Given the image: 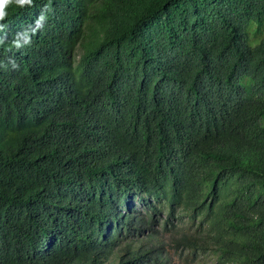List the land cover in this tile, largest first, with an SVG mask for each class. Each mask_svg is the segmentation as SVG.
Listing matches in <instances>:
<instances>
[{
  "label": "trees",
  "instance_id": "1",
  "mask_svg": "<svg viewBox=\"0 0 264 264\" xmlns=\"http://www.w3.org/2000/svg\"><path fill=\"white\" fill-rule=\"evenodd\" d=\"M5 12L0 264H141L161 213L193 259L264 264V0Z\"/></svg>",
  "mask_w": 264,
  "mask_h": 264
},
{
  "label": "rangeland",
  "instance_id": "2",
  "mask_svg": "<svg viewBox=\"0 0 264 264\" xmlns=\"http://www.w3.org/2000/svg\"><path fill=\"white\" fill-rule=\"evenodd\" d=\"M139 209H135L136 212ZM167 214L161 213L154 218L151 223V229L137 239L136 244L142 247L152 248L150 259L144 257L141 264H214V262L206 258L204 255H198L192 258L189 255L191 248L188 241L194 237L193 230H188L178 225L177 214L168 224V230L163 229L162 223L165 222ZM125 250H122L123 254Z\"/></svg>",
  "mask_w": 264,
  "mask_h": 264
},
{
  "label": "clouds",
  "instance_id": "3",
  "mask_svg": "<svg viewBox=\"0 0 264 264\" xmlns=\"http://www.w3.org/2000/svg\"><path fill=\"white\" fill-rule=\"evenodd\" d=\"M13 2L20 7L32 4V0H0V20H3L6 16L5 7Z\"/></svg>",
  "mask_w": 264,
  "mask_h": 264
}]
</instances>
